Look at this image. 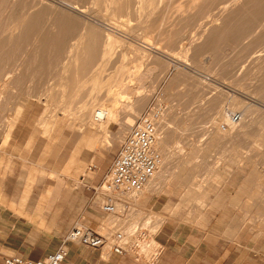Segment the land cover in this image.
Returning a JSON list of instances; mask_svg holds the SVG:
<instances>
[{
  "label": "rangeland",
  "instance_id": "1",
  "mask_svg": "<svg viewBox=\"0 0 264 264\" xmlns=\"http://www.w3.org/2000/svg\"><path fill=\"white\" fill-rule=\"evenodd\" d=\"M20 1L29 8L40 7L46 12L38 28L42 33L51 30L54 19H63L78 28L82 25L79 28L82 31L87 29L88 42L94 36L100 49L95 59L98 67L94 65L83 71L69 53L57 59L50 53L43 57L27 53L38 47L35 37L23 43L20 51L1 59L0 129L7 132L22 122L21 140L33 148L30 156L35 153L37 158L44 159L29 163L30 176L34 171L46 177L74 179L78 187L82 174L98 169L108 172L132 128L127 123L131 118V123H135L156 102L165 107L159 119L160 137L165 142L160 144L158 140L164 164L158 174L162 175L155 176L137 200L136 193L134 195L138 209L142 208L140 213H160L143 210L149 192L170 203L166 213H204L215 196L229 193L240 198L235 205L237 213H246V221L253 227L264 228L262 14L258 16L261 21H254L253 26L248 24L246 34L242 32L232 38L229 31L218 32L213 27L221 25L231 8L240 6L243 0H230L231 3L229 0H8L5 17ZM67 2L77 5L78 10L68 7ZM3 21L0 20V41L1 34L8 31L6 34H10L9 29L17 26V20H6L9 26ZM232 22L229 21L230 26ZM90 35L93 36L90 38ZM107 48L112 52L107 54ZM101 54L106 61L101 62ZM41 59L46 66L35 68ZM65 64L68 67H64ZM92 69H95L93 73L89 72ZM97 87L103 92L97 93ZM78 98L84 103H76L80 101ZM89 98L96 100L95 103ZM85 103H88V107H84L88 121L81 119ZM98 103L110 111V118H105V122L94 121L95 110L100 106L93 105ZM222 107H231L234 112L243 110L246 115L235 130L241 133L229 138L221 134L220 143L213 145V137L217 135L215 127L226 124L222 119H218L217 124L211 122ZM242 128L246 132H242ZM83 203L84 198L78 194L75 199L70 195L52 194L45 196L43 202L30 200L26 209L15 213H30L29 229L36 227L37 222L31 214L45 213L42 219L45 233H29L28 240L38 242L42 248L39 252L47 253L60 245L62 236L74 224L86 225L76 221L64 231L49 232L58 213L75 216ZM72 205L75 206L73 211L70 210ZM112 220L109 216L102 222L110 226ZM104 225L98 230L105 231Z\"/></svg>",
  "mask_w": 264,
  "mask_h": 264
},
{
  "label": "crops",
  "instance_id": "2",
  "mask_svg": "<svg viewBox=\"0 0 264 264\" xmlns=\"http://www.w3.org/2000/svg\"><path fill=\"white\" fill-rule=\"evenodd\" d=\"M87 118L88 115L81 114L82 120ZM21 124L19 121L7 132L0 129V264L5 256L11 254L31 257L46 254L39 252L42 248L38 242L30 243L28 240L29 233H45L42 220L45 213L31 214L37 218L36 227L32 229H29L30 213H15L26 209L32 199L43 202L45 196L52 194L59 197L70 195L73 199L78 194L84 198L75 216L57 214L50 233L64 231L76 221H83L98 230L104 225L102 221L109 217L101 210L94 190L107 170H91L82 174L78 187L74 179L46 177L34 171L30 176L29 163L44 159L37 158L35 153L30 156L33 148L23 144ZM236 133L241 131H233L228 138ZM212 142L213 145L218 144L220 138H213ZM232 198L236 197L229 193L215 196L204 213H166L170 203L149 192L143 210L153 209L160 213H140V208L127 222H144L156 228V239L164 247L156 264H264V228L248 224L246 213H237L235 207L240 198ZM70 210H75V206L72 205ZM69 247L67 264H150L130 254L115 253L107 246L85 247L70 243Z\"/></svg>",
  "mask_w": 264,
  "mask_h": 264
},
{
  "label": "built area",
  "instance_id": "3",
  "mask_svg": "<svg viewBox=\"0 0 264 264\" xmlns=\"http://www.w3.org/2000/svg\"><path fill=\"white\" fill-rule=\"evenodd\" d=\"M101 115L99 111L96 116ZM165 107L152 103L135 121L122 141L115 159L104 179L95 187L100 208L113 217L111 225L101 232L87 225L74 224L62 236L60 245L38 257L11 254L3 258L1 264H67L70 243L90 247L107 246L119 254H130L136 259L156 264L164 250L156 239V228L152 224H128V220L139 210L134 200L136 192L142 190L152 180L163 164V154L157 148L161 134L160 117ZM241 113L232 115L239 121ZM227 128V124H221Z\"/></svg>",
  "mask_w": 264,
  "mask_h": 264
},
{
  "label": "bare ground",
  "instance_id": "4",
  "mask_svg": "<svg viewBox=\"0 0 264 264\" xmlns=\"http://www.w3.org/2000/svg\"><path fill=\"white\" fill-rule=\"evenodd\" d=\"M123 1V0H122ZM121 1V2H122ZM233 1V0H232ZM6 2H8V0H2L1 1V3H0V20H11V19H13V20H17V26H16V28L15 29H9V30H11V33L10 34H6V33H8V32H4L3 34H1L2 35V39H1V41H0V67L2 66V64H1V59L3 58V57H6L7 55H9V53L11 54V53H16V52H18V51H20L21 49H22V45H23V43H25V42H28L32 37H35V40L39 43V45H38V47H36V48H33V49H31V50H28L27 51V53H30V54H38V55H41L42 57H43V55H48L49 53L51 54V57H53V56H55V58L57 57V58H62V57H64L65 56V54L66 53H69V55L71 56V58H73L74 60H76V62L78 61L79 63V66L78 67H81V69H82V71L83 70H88L89 68H93V66L95 65V64H97L96 62H95V59L97 58V55H98V52L100 51V49L98 50V48H99V43H98V41L96 40V38L93 36V35H90V38H91V36H93V38H91L90 40L91 41H89L88 42V35L87 34H85V31L87 30V29H85V31H82V30H80L79 28L80 27H82V25H80V27L78 28L77 26H75V25H73L72 23L71 24H69V23H66L63 19H54L53 21H52V26L50 27L51 28V30L49 31V32H47V33H42V31L41 30H39L38 28L41 26V23H42V21H43V16H45V14H46V12L42 9V8H40V7H28L27 5L28 4H25V3H21V1H20V3H18L17 5H15V7H13V9L11 10V11H9L10 13L5 17V14H4V12L7 10V3ZM64 2V1H63ZM106 2V1H105ZM108 2H110V1H108ZM124 2H127V1H124ZM129 2V1H128ZM131 2V1H130ZM242 2V1H241ZM80 3V2H79ZM120 3V2H119ZM229 3H231L230 2V0H229ZM233 3H235V1L234 2H232V4ZM114 4V3H113ZM132 4V2L130 3V5ZM67 5H68V2H67ZM66 5V6H67ZM116 5H117V3H116ZM115 5V6H116ZM129 4H127L126 3V6H128ZM206 5V4H205ZM65 6V7H66ZM77 6V5H76ZM74 4H71V3H69V5H68V7H70L71 9L73 8V9H76V10H78V8L76 7ZM235 6H237V4L235 3V5H234V7ZM67 7V8H68ZM125 7V6H124ZM121 8V7H120ZM169 8V7H168ZM61 9V8H60ZM64 10L66 9V8H63ZM244 9H246V10H244ZM175 10V9H174ZM71 11V10H70ZM231 12L230 13H228L229 15L224 19V21H223V23L221 24V25H219V23H218V25L219 26H216V27H213L214 29H216V31H218V32H223L224 30L225 31H229V34H230V36L232 37V38H236L237 36H240V34H242V32H244L245 34H246V29H249L250 27L249 26H253V25H251V23H253L254 21H256V22H258V21H261L260 20V18L258 17L259 16V14H262L261 16H264V0H243V2L240 4V6H238V7H236V8H234V9H232L231 8V10H230ZM245 11H247V12H249L248 14H246L245 13ZM71 12H73V11H71ZM175 12V11H174ZM62 13V12H61ZM78 13V12H77ZM76 13V14H77ZM60 14V13H59ZM76 14H74V15H76ZM246 14V17H243L244 15ZM58 15V14H57ZM173 15V14H172ZM226 16V15H225ZM260 16V17H261ZM164 18L166 19V17L164 16ZM79 19V18H78ZM230 20H233V22H232V26H230V24H229V21ZM258 20V21H257ZM5 21H3V22H5ZM167 21V20H166ZM165 20H162V22H166ZM168 21H170V20H168ZM220 21V20H219ZM264 21V20H263ZM2 22V21H1ZM8 21H6V23H7ZM213 22V21H212ZM11 23V22H10ZM163 23V24H164ZM3 24V23H2ZM1 24V25H2ZM8 24V23H7ZM7 24L5 25V26H7ZM75 24V23H74ZM162 24V25H163ZM247 24V25H246ZM248 24H250L249 26H248ZM10 24H8V26H9ZM13 25V24H12ZM246 26H248V28L246 27ZM12 27V26H11ZM14 27V26H13ZM86 27V26H85ZM168 27V26H167ZM224 27L226 28V29H224ZM7 27H5V29H6ZM230 28V30H228ZM44 29V28H43ZM84 29V28H83ZM166 29V28H165ZM170 30V29H169ZM223 30V31H222ZM7 31V30H6ZM13 31V32H12ZM161 33V32H160ZM220 34H222V33H220ZM248 36V35H247ZM228 39V38H227ZM206 40V39H205ZM208 40V39H207ZM229 40V39H228ZM70 41H73L74 43H72L71 44V46H69L68 45V42H70ZM105 42V41H104ZM214 42V41H213ZM213 42H211V43H213ZM35 43V42H34ZM203 43H205V41L203 42ZM202 44V43H201ZM200 44V45H201ZM106 45V44H105ZM30 46V45H29ZM29 46H27L28 48H29ZM106 46H108V44L106 45ZM106 46H105V48H106ZM182 46H184V45H182ZM204 46V45H203ZM208 47V49H209V47L210 46H207ZM197 48V47H196ZM108 49V48H107ZM113 50V49H112ZM207 51V50H206ZM257 51V50H256ZM264 51V50H263ZM107 54H108V52H112L111 51V48L110 49H108V50H106L105 51ZM104 52V53H105ZM82 53H84L83 55L84 56H82ZM264 53V52H263ZM53 55V56H52ZM66 55H68V54H66ZM99 55H100V53H99ZM10 56V55H9ZM40 56V57H41ZM101 56H102V54H101ZM99 57V58H101V62H103L102 61V59H104V57L102 58V57ZM107 56V55H106ZM8 57V56H7ZM48 57V56H47ZM109 57V56H108ZM56 58V59H57ZM112 58V57H111ZM98 59V58H97ZM106 59V58H105ZM104 59V61H106ZM108 59H110V58H108ZM107 59V60H108ZM253 59V58H252ZM112 60V59H111ZM61 61V60H60ZM63 61V60H62ZM110 61V60H109ZM108 61V62H109ZM66 62H67V60H66ZM69 62V61H68ZM74 62V61H73ZM46 62H45V60L44 59H41L40 61H39V64L38 65H35L34 67L35 68H41V67H44V66H46V64H45ZM98 63L99 64H101L102 65V63H100L99 61H98ZM26 64V63H25ZM64 64V63H63ZM74 64V63H73ZM77 64V65H78ZM123 64V63H122ZM128 64V63H127ZM66 65H68V64H65L64 65V67H68V66H66ZM104 65V64H103ZM102 65V66H103ZM96 66V65H95ZM101 66V67H102ZM52 67V66H51ZM75 66H73V68H74ZM87 67H88V69H87ZM96 67H98V66H96ZM100 67V68H101ZM108 67V66H107ZM107 67H105V65H104V68H107ZM112 67L113 68H115V66H113L112 65ZM111 67V68H112ZM58 68H59V66H58ZM57 68V69H58ZM72 68V67H71ZM98 69V68H97ZM108 69H109V67H108ZM247 69V68H246ZM93 70H95V69H92L91 71H89V72H92L93 73ZM105 70H107V69H105ZM58 71H60V70H58ZM101 71V70H100ZM61 72V71H60ZM96 72H97V70H96ZM102 72V71H101ZM100 72V73H101ZM107 72H109V71H107ZM63 73V72H62ZM85 73V72H84ZM73 74V73H72ZM86 74V73H85ZM96 74V73H95ZM99 75V74H98ZM109 75V74H108ZM135 75V74H134ZM78 77V76H77ZM105 78V77H104ZM103 78V79H104ZM137 78V77H136ZM139 78H140V76H139ZM134 79V78H133ZM77 81V80H76ZM75 81V82H76ZM79 81H80V79H79ZM86 82V81H85ZM88 82V81H87ZM79 83V82H78ZM83 82H81L80 84H82ZM88 83H90V82H88ZM98 83V82H97ZM72 84V83H71ZM91 84H92V82H91ZM90 84V86L92 87V85ZM94 85L93 86H95V83H93ZM97 85V84H96ZM72 86V85H71ZM74 87H76L75 85H73ZM101 86V85H100ZM100 86H98V87H100ZM118 86V85H117ZM83 87H84V85H83ZM85 87H88V86H85ZM96 87V86H95ZM98 87H97V90H98ZM73 88V87H72ZM92 88H94V87H92ZM103 87H101V89H102ZM105 88V87H104ZM125 88V87H124ZM76 89V88H75ZM82 89H84V88H82ZM88 89V88H87ZM90 89V88H89ZM106 89V88H105ZM115 89V88H114ZM132 89V88H131ZM138 89V88H137ZM81 90V89H80ZM92 90V89H91ZM118 90V89H117ZM83 91V90H82ZM90 91V90H89ZM96 91V90H95ZM94 91V92H95ZM119 91H120V89H119ZM78 92V91H77ZM80 92V91H79ZM87 92H88V90H87ZM86 92V94H88ZM101 92V91H100ZM99 92V90H98V92L97 93H100ZM103 92V91H102ZM101 92V93H102ZM76 93V92H75ZM81 93H83V92H81ZM80 93V94H81ZM84 93H85V91H84ZM84 93L83 94H81L82 96L84 95ZM89 93H92V91H90ZM96 94V93H95ZM77 95V94H76ZM92 95V94H91ZM91 95H90V97H91ZM93 95H94V93H93ZM92 95V96H93ZM120 95V94H119ZM118 95V96H119ZM123 95V94H122ZM121 95V96H122ZM135 95V94H134ZM63 96V95H62ZM69 96V95H68ZM79 96V95H78ZM95 96V95H94ZM113 96V95H112ZM117 96V97H118ZM124 97L126 96V95H123ZM122 96V98H124ZM128 96V95H127ZM87 97H88V95H87ZM97 97H99V96H97ZM109 97V96H108ZM129 97V96H128ZM60 98V97H59ZM75 97L73 96V99H74ZM93 98V97H92ZM101 97H99V99H100ZM110 98H111V96H110ZM110 98H109V100H110ZM119 98V97H118ZM121 98V99H122ZM70 99V98H69ZM78 99H80V98H78ZM86 100H87V98H85ZM89 99H91V98H89ZM129 99V98H128ZM75 100H76V98H75ZM82 99H80V101L79 100H77L76 101V103H80V102H83L84 103V101L82 100ZM92 100V99H91ZM95 100V99H94ZM124 100V99H123ZM72 100H70V102H71ZM96 101V100H95ZM95 101H90L92 104H93V102L95 103ZM111 101V100H110ZM109 101V102H110ZM88 102H89V100H88ZM98 102V101H97ZM58 105V104H57ZM75 105H77V104H75ZM79 105V104H78ZM81 105V104H80ZM100 106L99 108H97L96 110H95V114H94V121L95 122H100V121H102V122H105V120L106 119H109L110 117V111H108L107 109H103L102 107H101V104L100 103H98V104H94L93 106ZM92 106V107H93ZM115 106H117V105H115ZM72 107V106H71ZM78 107V106H77ZM81 107V106H80ZM84 107H88V103H85L84 105H83V108H82V111L84 112V113H82V115H85V116H87L88 115V113H86L87 111H85V108ZM75 108V107H74ZM113 108V107H112ZM112 108L110 109L111 111H112ZM219 109V108H218ZM105 110V114H104V116H102V117H98V116H96V113L99 111V115H101L102 113H103V111ZM113 110H116L115 109V107H114V109ZM137 110V109H136ZM81 111V112H82ZM246 111V110H245ZM67 112V111H66ZM113 112V111H112ZM114 113V112H113ZM134 113H135V111H134ZM233 113H235L234 112V109L233 108H231V107H222L221 109H219L218 110V115H217V117L215 118L214 117V119H212L211 120V122L213 121L215 124H217V122H218V119H222V121L224 122V123H226L228 126V128H223L222 127V125H220V127H215V129H216V133H217V135H215V137L216 138H218V137H220L219 135H221V134H223V135H225V136H229L233 131H235L236 130V128H238L243 122H244V118H245V115H246V112H244L243 110H242V113H241V118H240V120L239 121H233V119H232V115H233ZM106 118V119H105ZM88 120H90L89 118H87V121ZM112 120V119H111ZM131 121L129 122V123H127L128 125H133L131 122H133V119L131 118L130 119ZM248 120V119H247ZM87 121H85L84 123L86 124L87 123ZM160 121V120H159ZM163 122V121H162ZM212 122V123H213ZM97 127H100V124L99 123H97ZM166 127V126H165ZM170 128V127H169ZM233 128V129H232ZM246 128V127H245ZM205 130V129H204ZM226 131V132H223V131ZM242 130H243V128H242ZM245 130V129H244ZM243 130V131H244ZM167 131V130H166ZM211 131V130H210ZM241 131V130H240ZM212 135H213V131H212ZM211 135V136H212ZM160 137V136H159ZM215 137H213V138H215ZM166 138V137H165ZM158 140H160L159 142H160V144H161V141H162V143H164L165 141L160 137V138H158ZM159 142H157V148L159 149V151L161 152V149H160V147H159ZM164 146H166V145H164ZM219 146V145H218ZM165 149V148H164ZM166 159V158H165ZM243 161V160H242ZM164 164V163H163ZM166 164V163H165ZM159 172H160V170H158L157 172H156V174H155V176L157 177V176H161L162 174H160V175H158L159 174ZM154 176V177H155ZM154 177L152 178V179H154ZM159 178V177H158ZM152 181V180H151ZM150 181V182H151ZM149 185V184H148ZM200 186V185H199ZM146 188H143L142 190H140V191H138V192H136V195H135V198H136V200H137V196H139L141 193H143L144 192V190H145ZM111 217V216H110ZM113 218V217H112ZM133 224V223H132ZM132 224H130V225H132Z\"/></svg>",
  "mask_w": 264,
  "mask_h": 264
}]
</instances>
